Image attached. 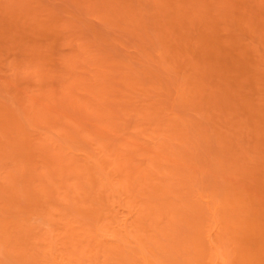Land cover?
I'll return each instance as SVG.
<instances>
[{
	"label": "rangeland",
	"instance_id": "374dc122",
	"mask_svg": "<svg viewBox=\"0 0 264 264\" xmlns=\"http://www.w3.org/2000/svg\"><path fill=\"white\" fill-rule=\"evenodd\" d=\"M0 264H264V0H0Z\"/></svg>",
	"mask_w": 264,
	"mask_h": 264
}]
</instances>
